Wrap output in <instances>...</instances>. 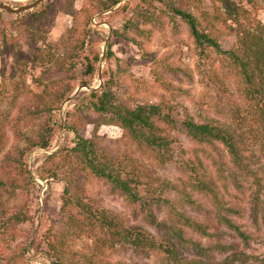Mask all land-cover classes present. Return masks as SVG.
Wrapping results in <instances>:
<instances>
[{"label":"rangeland","instance_id":"374dc122","mask_svg":"<svg viewBox=\"0 0 264 264\" xmlns=\"http://www.w3.org/2000/svg\"><path fill=\"white\" fill-rule=\"evenodd\" d=\"M35 1L0 3L20 8ZM102 1L43 0L38 5L50 3L53 10L36 24L42 30V37L36 38L31 36L35 25L17 28L15 23L32 14L34 7L21 12L0 8V24L6 25L10 34L8 43L0 37V264H59L48 241H57L65 230V179L73 176L71 167H82L73 150L79 137L93 139L100 152L127 174L135 165L136 173H143V183L138 186L141 195L152 198L148 208L157 221L180 228L187 242L168 233L164 226L151 224L141 204L130 202L104 180L87 171L79 173L76 187L73 184L69 189L81 191L94 207L111 210L126 225L143 226L157 237L170 236L184 258L204 260L205 249L220 241L229 248L210 252L215 261L237 248L251 257L246 263L237 260L235 264H264V158L260 142L245 135L248 143H254L250 150L260 159L253 165L258 177L255 180L235 165L222 142L198 141L182 124L189 116L195 121L216 120L236 128L242 118L253 116L255 109L239 89L238 68L215 47L197 45L186 21L159 0H120L109 7ZM171 3L192 12L199 27L218 38L222 50L235 47L238 41L232 30L236 24L229 16L236 7L249 10L264 25V0ZM20 32L23 35L17 39ZM40 54L45 60L51 55L52 60L35 65ZM91 67L93 73H88ZM108 80H113V92L126 106L160 103L163 114H171L175 127L160 122L172 141L171 159L156 161L151 153L142 152L119 124L107 123L93 109L91 93L100 92ZM21 83L23 96L19 94ZM67 83L70 89L52 115L29 108L33 93L56 91ZM249 121H253L251 117ZM45 138L49 140L47 147L34 145ZM56 153L62 167L69 168L65 177L62 171L57 176L49 172L55 162L48 157ZM21 167L28 170L27 182L18 175L17 168ZM197 176L209 182L208 187L199 188ZM16 212H23L20 220L13 217ZM223 217L239 226L248 240ZM187 218L198 225L191 226ZM67 233L64 248L59 250L66 264H78L94 255L103 264H159L164 260L158 253L148 255L131 247L97 252L91 235L76 234L75 228Z\"/></svg>","mask_w":264,"mask_h":264},{"label":"trees","instance_id":"16d2710c","mask_svg":"<svg viewBox=\"0 0 264 264\" xmlns=\"http://www.w3.org/2000/svg\"><path fill=\"white\" fill-rule=\"evenodd\" d=\"M119 1L120 0H103L102 3L105 7H109L115 5ZM143 1L146 3L149 2V0ZM159 1L168 5V7L170 6V9L176 13V15H179L186 21L189 25L190 34L194 37L197 45L203 48L206 45L213 46L218 51L229 56L234 66L239 70V89L244 94L246 101L250 102L252 108L255 109L253 116H250L253 121L247 122L250 118L249 116L242 118V122L238 124L241 128L238 126L233 128L231 125H225L216 120L195 121L194 118L189 116L182 122L183 126L186 128L188 135L198 141L222 142L231 154L235 165L244 169L248 176H252L257 180L258 177L255 175L256 170L253 165H257L260 159L257 158L254 151L250 150L251 146V149H253L254 143H248L247 139L249 137L253 138L254 141L260 142L261 147L259 150L264 158V25L253 18L251 14H249V10L241 6L236 7L235 12L231 14L232 16H229L236 24L235 27L233 26L232 30L238 36V41L235 47L229 50H222L218 38L211 35L206 29H201L198 19L192 12L179 6L172 5L171 0ZM188 1L194 2V0ZM50 10H53V6L50 3H46L45 5L40 4L34 7L32 14H26L15 22L17 23V28L25 26V24L31 26L35 25L34 32H31V36L33 38L39 35L42 37V30L39 29L41 26L37 28L36 24L42 23L44 19L50 15ZM0 22L2 23L3 20ZM5 27L6 25L0 24V37L3 42L8 43L10 34L7 33ZM19 35L22 36L23 33H18L17 39ZM36 50L40 52V49ZM49 56L51 57V55ZM50 57L45 60L43 54H40V58H36L34 64L37 65L39 61L43 63L44 61H51L52 58ZM28 61L29 60H25L26 63H28ZM88 73H93L92 67L89 68ZM19 84H17V87ZM22 86L23 83L19 86V94L21 96H23ZM112 86L113 80H108L102 85L100 92L93 91L91 93L93 99L90 100V104L93 109L99 113L102 119L107 123L119 124L125 131L126 136L137 142L142 152L151 153L156 161L164 163L171 159L170 143L172 141L166 134V130L163 129L160 124V122L164 120L167 124L175 127L176 121L173 120L171 114L169 112L163 114L164 108L160 103H144L138 104L135 107H128L121 102L118 96L113 92ZM69 89L70 84L67 83L63 87H58L56 91L50 89L45 90V94L33 93L30 97V99L32 98V104H29V108L32 109V111H36L38 114L47 111L52 115L53 111L58 108V103ZM237 112L238 115H241L240 109H238ZM50 121H52V118H50ZM246 134H250L251 136L247 137L245 136ZM45 139L42 142H34V145L36 147H47L49 140ZM73 150L77 153L82 167H71L70 171L73 170L74 174H72L73 176H69V178L67 176L65 179V181H67V186L65 194L63 195L64 200L62 204V211L66 213L68 217L64 228L65 230L59 234V239L57 241H53V238L48 241V245L53 254L57 257L59 264H66L64 260L62 261V254L59 250L64 248L67 232L71 228H75L76 234L81 235L82 233H86L91 235L97 244V247H95L97 252L104 248L131 247L139 253L148 255L150 253H158L160 256L162 255L161 257H163L164 260L159 264H235L237 260L246 263L247 259L251 257V255L246 254V251L236 248L223 260L215 261L213 254H210V252L213 253L214 250L227 251L229 248L218 241L214 246H209L205 249V255L207 257L204 260L196 259V257L184 258L179 249H177L176 244L172 242L170 236L157 237L143 226L126 225L123 220L111 210L94 207L92 203L86 201L81 191H75L74 187L72 188L73 191L69 189L73 184L76 187V182L78 180L76 176L79 173L82 175V173L87 171L95 177L104 180L113 190L121 191L130 202L141 204V211L143 213L145 212V217H147V220L150 221L151 224L164 226L168 233L172 232L178 237H182V230L180 228H177L170 222L167 224L165 221H157L156 214L151 208H148V206H152V198L146 196L144 199L141 195L138 186L143 183L141 180V175L143 173H136L135 165H132V171L127 174L125 172L126 170L124 171L120 165L113 162L107 154L100 152L97 143L91 138L79 137ZM246 151H250L249 155L246 154ZM67 155H69V153ZM57 157V153L48 157V161L55 162L51 164L49 172L57 176L58 172L62 171V173L65 174L62 177H65L70 173V171H68L69 168H63L62 160H57ZM25 170L26 168L24 167L17 168L18 175L20 174L22 179L27 182L25 179V172L28 170ZM145 176L146 175H144V177ZM197 177L201 183L199 188L203 186L208 187L207 184L209 182L201 176ZM1 184L4 185V182H1ZM1 190L3 192V189ZM157 199L158 198H155L154 200ZM165 202L167 203L169 200L166 199ZM171 214H174V212ZM23 215V212H16L13 217L20 220ZM223 218L226 220L229 227L235 228L244 240H248L249 236L242 231L239 226L234 224L230 219L226 217ZM187 220L191 226L193 223L194 225H198L190 218H187ZM55 238L56 237H54V239ZM181 240L184 243L187 242L184 237H182ZM78 264H103V262L94 255L91 258L85 257L83 260H80Z\"/></svg>","mask_w":264,"mask_h":264},{"label":"water","instance_id":"95a60500","mask_svg":"<svg viewBox=\"0 0 264 264\" xmlns=\"http://www.w3.org/2000/svg\"><path fill=\"white\" fill-rule=\"evenodd\" d=\"M43 0H36L35 2H33L32 4H29L27 6H22L20 8H12L11 6L5 4V3H0V8L2 9H5V10H8L10 12H21V11H24V10H27V9H31L33 7H35L36 5H38L39 3H41Z\"/></svg>","mask_w":264,"mask_h":264}]
</instances>
